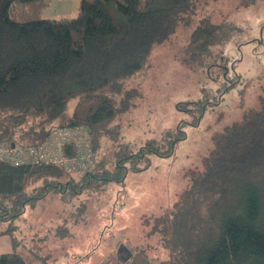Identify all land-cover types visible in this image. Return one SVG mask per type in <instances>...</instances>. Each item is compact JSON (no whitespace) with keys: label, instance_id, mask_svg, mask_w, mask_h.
I'll use <instances>...</instances> for the list:
<instances>
[{"label":"trees","instance_id":"1","mask_svg":"<svg viewBox=\"0 0 264 264\" xmlns=\"http://www.w3.org/2000/svg\"><path fill=\"white\" fill-rule=\"evenodd\" d=\"M50 1L0 0V140L40 143L59 126L80 125L89 131L93 163L70 173L52 163L0 160V203L10 202L0 204V221L14 223L28 203L53 189L80 192V186L125 181L131 167L141 169L150 154H173L187 137L182 121L161 140L138 146L124 141L114 123L140 95L129 80L149 66L154 47L199 0H80L74 16L43 17ZM228 33L224 23L203 17L186 52L211 54ZM213 142L184 203L171 221L164 218L172 254L161 264H264V91L260 107L216 133ZM75 144L63 145L66 156L76 154ZM62 172L79 174L80 181L59 188ZM41 179L43 192L28 194ZM178 216L187 231L176 228ZM5 232L15 248L0 254V264H31L17 247L15 230ZM141 258L147 255L139 252L136 262Z\"/></svg>","mask_w":264,"mask_h":264},{"label":"rangeland","instance_id":"2","mask_svg":"<svg viewBox=\"0 0 264 264\" xmlns=\"http://www.w3.org/2000/svg\"><path fill=\"white\" fill-rule=\"evenodd\" d=\"M79 4L80 0H51L42 16H74ZM203 17L224 23L228 38L211 54L188 53L190 35ZM132 86L140 90L136 106L114 123L124 141L139 146L148 139L161 140L182 121L187 137L177 142L173 154H150L139 162L141 169L131 167L125 181L80 186V192L53 189L28 203L14 223L0 221V230H15L17 247L31 264H161L171 258L166 246L170 230L164 220L174 218L175 208L184 203L182 196L193 188L192 179L203 170L215 134L260 107L264 0H199L170 37L154 47L149 66L129 80ZM80 178L62 172L60 184H55L62 188ZM43 184L42 179L32 182L27 193H42ZM5 203L10 205L8 200L0 204ZM175 226L183 232L189 228L182 216ZM4 243H9L7 251L14 248L10 236H0V245ZM121 244L132 250L130 258L123 260L126 251H119ZM139 252L147 258L136 262Z\"/></svg>","mask_w":264,"mask_h":264},{"label":"built area","instance_id":"3","mask_svg":"<svg viewBox=\"0 0 264 264\" xmlns=\"http://www.w3.org/2000/svg\"><path fill=\"white\" fill-rule=\"evenodd\" d=\"M68 141L75 142L77 146L76 154L69 157L63 149ZM91 152L89 131L80 125L59 126L40 143L0 140V160L14 165L52 163L70 173L90 167L93 163Z\"/></svg>","mask_w":264,"mask_h":264},{"label":"crops","instance_id":"4","mask_svg":"<svg viewBox=\"0 0 264 264\" xmlns=\"http://www.w3.org/2000/svg\"><path fill=\"white\" fill-rule=\"evenodd\" d=\"M3 230H6V229H2V230H0V231H3ZM0 236H3V239L4 240H8V236H10L11 237V240H12V244H13V238H12V235L11 234H9V233H0ZM9 242V241H8ZM5 244H6V246H5ZM14 245V244H13ZM5 247H9V243H8V245H7V243H4V244H2V245H0V252L1 253H4V252H10V250L9 251H7V250H5V249H7V248H5ZM15 248V247H14ZM13 248V249H14ZM12 249V250H13ZM11 250V251H12ZM0 253V254H1Z\"/></svg>","mask_w":264,"mask_h":264},{"label":"water","instance_id":"5","mask_svg":"<svg viewBox=\"0 0 264 264\" xmlns=\"http://www.w3.org/2000/svg\"><path fill=\"white\" fill-rule=\"evenodd\" d=\"M123 249L126 251V256L123 258V260L131 257L132 250L127 245L121 244L119 251H122Z\"/></svg>","mask_w":264,"mask_h":264}]
</instances>
